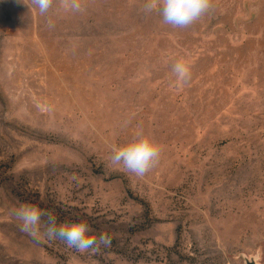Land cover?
<instances>
[{
    "label": "rangeland",
    "instance_id": "obj_1",
    "mask_svg": "<svg viewBox=\"0 0 264 264\" xmlns=\"http://www.w3.org/2000/svg\"><path fill=\"white\" fill-rule=\"evenodd\" d=\"M74 2L0 0V264H264V0H209L185 27L146 0ZM138 136L159 147L143 176L112 162ZM49 214L110 243L49 239Z\"/></svg>",
    "mask_w": 264,
    "mask_h": 264
},
{
    "label": "clouds",
    "instance_id": "obj_2",
    "mask_svg": "<svg viewBox=\"0 0 264 264\" xmlns=\"http://www.w3.org/2000/svg\"><path fill=\"white\" fill-rule=\"evenodd\" d=\"M31 2L44 14L51 7L52 0H31ZM65 8L76 10L79 5L74 0H62ZM28 5V4H27ZM209 8V0H146L145 11L158 10L164 23L185 27L195 22ZM178 79L187 77L188 68L182 60H177L171 68ZM112 162L123 164L130 172L143 176L156 162L159 147L152 140L144 136L133 138L129 142L113 146ZM43 211L33 205H20L14 216L21 222V231L35 237L41 223ZM47 238H62L67 246L77 251L93 249L100 244L110 243L109 237L101 234L99 237L89 235V226L84 222L64 223L57 225L56 219L48 215L47 226L44 233Z\"/></svg>",
    "mask_w": 264,
    "mask_h": 264
}]
</instances>
